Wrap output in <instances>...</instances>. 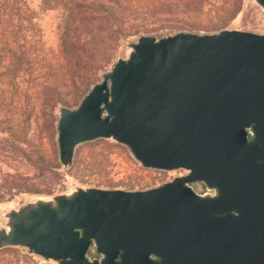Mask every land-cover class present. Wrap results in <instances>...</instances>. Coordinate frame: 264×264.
Returning a JSON list of instances; mask_svg holds the SVG:
<instances>
[{
    "label": "water",
    "instance_id": "95a60500",
    "mask_svg": "<svg viewBox=\"0 0 264 264\" xmlns=\"http://www.w3.org/2000/svg\"><path fill=\"white\" fill-rule=\"evenodd\" d=\"M250 3L264 13V0ZM55 118L64 173L97 140L183 173L146 189L24 197L0 209V249L46 264H264V33L138 35Z\"/></svg>",
    "mask_w": 264,
    "mask_h": 264
},
{
    "label": "trees",
    "instance_id": "16d2710c",
    "mask_svg": "<svg viewBox=\"0 0 264 264\" xmlns=\"http://www.w3.org/2000/svg\"><path fill=\"white\" fill-rule=\"evenodd\" d=\"M175 7V8H171ZM243 0H0V163L13 172L0 180V203L18 194L49 191L28 182L16 165L36 173H63L55 147L56 109L76 104L102 70L100 42L116 47L128 38L160 30L213 32L226 28L242 11ZM61 10L58 47L47 46L40 14ZM111 56L103 58L105 65ZM100 144L104 146H99ZM84 162L100 165L97 140ZM78 148L71 172L80 163ZM93 258L99 257L92 248Z\"/></svg>",
    "mask_w": 264,
    "mask_h": 264
},
{
    "label": "rangeland",
    "instance_id": "374dc122",
    "mask_svg": "<svg viewBox=\"0 0 264 264\" xmlns=\"http://www.w3.org/2000/svg\"><path fill=\"white\" fill-rule=\"evenodd\" d=\"M31 7L38 10L41 0H28ZM172 9L175 7H171ZM55 11V14L50 15L46 12L40 14L39 22L43 29L44 39L48 37L55 39L54 35L58 37V25L62 19L61 10ZM228 27L239 28L243 30H250L254 32L264 33V13L253 7L250 0H243L242 11L230 23ZM175 30H160L150 34H163ZM194 31V30H190ZM198 32V31H197ZM136 36L128 38L134 40ZM56 40V39H55ZM56 47H50L56 50ZM99 60L103 66L101 71L107 70L108 65H105L103 58L111 56V61L115 60L117 56L124 54L125 42L116 47L115 43L109 39L101 40L100 42ZM99 71L94 77V82L99 80ZM93 82V83H94ZM79 103V101H78ZM78 103L71 104L76 106ZM55 140V139H54ZM107 141V140H105ZM110 142L111 146L103 148L104 161L100 165H89L84 162L87 158L88 151L92 148L90 145L83 144L78 147L80 163L71 172H62L63 174L54 173H36L32 171V167L25 162H19L16 167L18 171L28 179V182L40 186V188H48L49 191L36 193L40 195L53 194L64 191L69 188L71 184L95 186L101 188H122L126 190L146 189L158 185L161 182L172 179L174 176L183 173L178 171H158L145 169L141 167L129 154L128 150L120 145ZM104 146L100 144L97 147ZM56 147V144H55ZM57 153V148H56ZM58 160V157H57ZM59 163V161H58ZM60 164V163H59ZM13 172L9 167L0 163V180L5 174ZM35 194H18L11 201L0 203V209L9 204L18 203L22 198ZM0 264H46L42 258L37 256H30L23 253L16 247H5L0 249Z\"/></svg>",
    "mask_w": 264,
    "mask_h": 264
},
{
    "label": "crops",
    "instance_id": "0c3cea01",
    "mask_svg": "<svg viewBox=\"0 0 264 264\" xmlns=\"http://www.w3.org/2000/svg\"><path fill=\"white\" fill-rule=\"evenodd\" d=\"M46 14H50V15H53L55 14V11H47ZM55 39H51L50 37H48L46 40L44 39V41L46 42L47 46L48 47H56L57 45V42H58V37L56 35H54Z\"/></svg>",
    "mask_w": 264,
    "mask_h": 264
},
{
    "label": "flooded vegetation",
    "instance_id": "af4514ba",
    "mask_svg": "<svg viewBox=\"0 0 264 264\" xmlns=\"http://www.w3.org/2000/svg\"><path fill=\"white\" fill-rule=\"evenodd\" d=\"M195 190L198 191V192H203L204 191V186L200 183H196L193 185Z\"/></svg>",
    "mask_w": 264,
    "mask_h": 264
}]
</instances>
